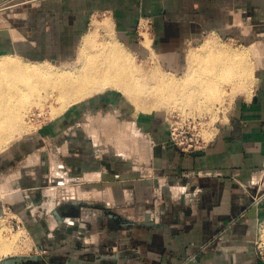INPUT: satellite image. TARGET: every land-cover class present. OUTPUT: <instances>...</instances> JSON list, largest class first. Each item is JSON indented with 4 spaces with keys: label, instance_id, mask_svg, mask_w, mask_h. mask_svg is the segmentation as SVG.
Instances as JSON below:
<instances>
[{
    "label": "crops",
    "instance_id": "crops-1",
    "mask_svg": "<svg viewBox=\"0 0 264 264\" xmlns=\"http://www.w3.org/2000/svg\"><path fill=\"white\" fill-rule=\"evenodd\" d=\"M34 12L27 29H0V58L73 61L95 16L122 44L180 76L206 45L222 49V58L243 53L229 47L241 44L262 47L263 55L248 90L221 112L213 142L197 154L171 145L160 120L128 118L114 94L14 140L0 154V183L8 182L0 218L11 212L33 239L48 243L36 244L49 258L36 264H264L253 249L264 200L253 206L257 187L249 188L261 180L264 189V0H43ZM147 22L151 51L137 34ZM209 75L220 86L228 81L219 69ZM95 140L107 141V150ZM45 182L48 191L60 190L52 212L44 210L45 199L52 202ZM105 211L126 218L128 227ZM147 216L155 226L142 225Z\"/></svg>",
    "mask_w": 264,
    "mask_h": 264
},
{
    "label": "rangeland",
    "instance_id": "rangeland-1",
    "mask_svg": "<svg viewBox=\"0 0 264 264\" xmlns=\"http://www.w3.org/2000/svg\"><path fill=\"white\" fill-rule=\"evenodd\" d=\"M42 1L43 0H1L0 2V29H3L6 34L8 32L9 34H13L15 32L14 31L15 29L18 30V27L27 29L28 20L35 13L34 12L35 9L38 8L40 4H42ZM104 20H105L104 17H99V16L93 17L90 22L91 23L90 29L87 32L89 34L93 30L95 31L96 29L99 28L98 39H97L98 43H103L107 36L106 31H105V22L107 21H104ZM147 23L141 25L139 30H137L138 31L137 34L139 36L140 41L141 39L142 41L147 39L144 46L148 47V49H150L151 51L153 50V46H151V43H149L150 42L149 40L151 37L149 33H151L150 32L151 30H149L148 28L151 25V22H147ZM251 34L252 33L247 34V35H251ZM114 40L118 43V47L124 50V53H126V55L130 54L128 55V57L132 60V62L136 66L137 71L138 72L140 71V73H138V76H139L138 82L142 80V82L140 83H143L147 85L148 87L149 86L152 87L156 84H160L162 80L169 81L173 83L174 85L178 86V90L173 95V97L171 99L169 98L164 99L161 96L160 97L161 99H158L159 97H155L154 93L151 92L149 94V92L146 90L145 91L146 94L145 92L144 93L142 92L140 94L141 97L139 96V98L141 99L140 103L145 108L143 110V109L138 108L137 107L138 104L131 101V99H129V97H126V95H124L123 93L117 91L114 88H108L104 90L103 92L92 94L91 96L83 99L77 104H73L71 106L68 105L69 106L68 107L66 104H63L60 101H58L55 98V96L53 97V94H51V91H49L48 93V91L46 90V87H42L38 85L35 92L30 94L27 100H24L21 102L22 113L23 114L25 113V116L21 113V116L23 115L25 118V120L24 118H22L24 121L21 119V122L25 124V121H26V124L28 125V127L26 126V124L25 126L27 128L25 126L19 125L20 126L19 130L20 128L25 127L24 129L25 131L22 128V130L20 131L21 133H19L18 135L15 134L14 136L12 135L10 140H8V142L6 143L5 147L2 150H0V154H2L14 140L19 139V138H24L28 134L35 132L39 128L44 127L45 125H48L52 121L54 122V120H57L60 117V115L64 114L68 109L75 110L78 107L82 106L85 102L95 97L105 96L108 94H114L115 102L118 105L117 109L124 108V107L127 108L126 110H128V115H129L128 118L130 117L132 118V120H135L136 118H139V117L140 118L141 117L155 118L156 120H160L162 124H164L165 127H167L165 120L168 114L174 113L176 111H180L183 114L188 115V116L189 115L212 116L214 118V121H217L220 118L221 112L227 109L228 105L234 100L238 92L242 90L244 91L248 90V86L250 85L252 77H253V72H255L256 68L261 62L259 60V57H256L254 55L256 50H254L253 47H250L249 45H245V44H241L237 46L230 45L229 47L231 48L233 47L236 48L238 46L240 47L238 51H241L243 53H240V52H235V53L239 54L241 58H243L242 62H246L248 65V68L251 69L252 72H250V74L247 75L244 72L241 73L239 69V74L237 76L233 75L234 77H232L231 75H229L227 77L228 81L226 82L223 80L221 86L219 85L220 81L217 80L219 81V83L217 85L215 84L216 87L212 88L210 86L209 89H206V92H202L200 91L202 87L201 86L202 79L210 78V80H214V79H211V76L209 75L210 73L206 74V72H203L202 70L201 72H203V74L202 76H200V73H198V71L196 70L193 73V75L192 74L186 75V76L176 75L171 69L166 67V65L163 64V62H161L159 59H156L154 55H151V54L146 55V56L140 55L138 54V52L122 44L116 36L114 37ZM80 49H81V46L78 49V54L75 60L70 61V62H63V61H57V60L56 61L49 60V61L33 62V61L24 60V59L22 60L25 61V63L27 64H38L43 69L50 70L53 73H58V72L64 73V72H71V71L77 72V71H80V69H82V63L79 60V50ZM262 56H260V58H262ZM220 61L217 60V62H220ZM230 61L231 59H229L227 63ZM198 67H199V64H198ZM243 77L244 79H242ZM238 84H240V87H239V90L236 91V88H237L236 86ZM226 89H228V91ZM151 100L153 101L154 104L152 103ZM25 101L26 102L31 101L32 104L29 107H26L27 105L24 104ZM77 116L78 114L75 115V117ZM117 121L120 122L119 119ZM134 132H135V135L138 134L136 131ZM148 139L150 140V138L147 137V140H146L147 142L149 141ZM94 143L97 145L98 148H101V150H107L106 148H108L107 141L95 140ZM23 159L24 158L22 157V160ZM7 183L5 182L0 183V186H1L0 194L1 193L3 194L4 192L6 193L7 188H8ZM41 187L43 188V194L47 193L48 192L47 189L50 188L49 183L47 182L42 183ZM59 193H60L59 189L54 191V194L56 197V198L54 197V200H53L54 208L57 206L58 199H60ZM45 201L48 202L47 205H50L52 203L50 200L48 201V199H45ZM41 215L42 213H37L36 219L38 220V222H41L43 224L44 219L39 218ZM92 230H95V229L92 228ZM0 236L3 239H5L7 242L9 241L10 243H12V245L14 244V251L6 256L0 254V261L3 259L17 257V256H37L38 254L36 252L35 246L36 244H38L39 240H40L39 243H41L40 244L41 246L45 247V245H48L47 242L40 239L41 235L38 236L39 238L36 237L35 238L36 240L33 239L32 236L28 233V230L25 227V223L19 222L18 219L17 220L14 219V216L11 212L3 215L0 218ZM44 238H46V236ZM87 242L90 244L91 239L87 238L86 243ZM205 249L206 248H202L203 251Z\"/></svg>",
    "mask_w": 264,
    "mask_h": 264
},
{
    "label": "bare ground",
    "instance_id": "bare-ground-1",
    "mask_svg": "<svg viewBox=\"0 0 264 264\" xmlns=\"http://www.w3.org/2000/svg\"><path fill=\"white\" fill-rule=\"evenodd\" d=\"M98 31L99 28L95 31L93 30L84 37L81 49L79 50V60L82 63V69L77 72L53 73L50 70L43 69L38 64H27L18 56L8 55L0 58V150L5 147L12 135L14 136L15 134L18 135L21 133L20 131L23 127L19 130V125L25 126L26 124V121L25 124L21 122V119L25 116V113H22L21 102L27 100L30 94L35 92L38 85L46 87L48 93L51 91L53 97L55 96L58 101L67 106L77 104L92 94L103 92L108 88H114L123 93L126 97H129L131 101L137 103L138 108L143 110L145 108L141 105L139 96L141 97L140 94L142 92L144 93L146 90L149 94L151 92L154 93L155 97H159L158 99H161V96L164 99H171L173 97L178 90V86L169 81L162 80L160 82L159 80L160 84H156L152 87L140 83L142 80L138 82V73H140V71H137L136 66L128 57L130 54L126 55L124 50L118 47V43L114 40L108 21L105 22L107 36L103 43L97 42ZM253 48L256 50L254 55L260 58V56H262V47L260 49L257 47L259 50L256 47ZM220 50L222 49L218 50L206 45L201 54L200 52L192 53L189 58L190 66L188 75L193 73L195 68H197V70L200 69V71L203 70L206 74L210 73V70L215 71V69H219L226 77L229 75L232 77H234L233 75L237 76L239 74V69L241 73L244 72L247 75L252 72V70L248 68L247 63L242 62L243 58H241L239 54L232 52V54L230 53L228 56L222 58L220 57ZM205 57H207V59H204ZM229 59H231V61L227 63ZM217 60L221 61L217 62ZM201 82L202 87L200 91L202 92H206V89H209L210 86L212 88L216 87L219 83V81L215 82L214 80H210V78L202 79ZM24 104L27 105L26 107H29L32 103L31 101H25ZM21 113L24 115H22L23 117ZM26 126L28 127L27 124ZM59 178L68 179L63 176ZM70 183L72 184V182ZM46 195L49 199L51 198L52 203L46 205L44 210L52 212L54 210V191L50 190ZM13 251L14 244L12 245V243L9 241L7 242L0 236V254L6 256Z\"/></svg>",
    "mask_w": 264,
    "mask_h": 264
},
{
    "label": "built area",
    "instance_id": "built-area-1",
    "mask_svg": "<svg viewBox=\"0 0 264 264\" xmlns=\"http://www.w3.org/2000/svg\"><path fill=\"white\" fill-rule=\"evenodd\" d=\"M169 143L184 154L194 155L208 149L214 140V130L217 128L212 116L185 115L180 111L168 114L166 118ZM261 180L253 181L250 189L257 187L252 196V205L259 206L264 200V189L261 190ZM257 235L253 241V249L259 261L264 263V219H257Z\"/></svg>",
    "mask_w": 264,
    "mask_h": 264
},
{
    "label": "water",
    "instance_id": "water-1",
    "mask_svg": "<svg viewBox=\"0 0 264 264\" xmlns=\"http://www.w3.org/2000/svg\"><path fill=\"white\" fill-rule=\"evenodd\" d=\"M54 216H56L58 219L60 218L59 216V211L55 210L53 212ZM103 216H106L110 219H114L120 223H122L125 227H128V220L124 218L123 216L119 215L118 213L114 212H109L105 211L103 212ZM146 226H155V223L150 221V216H147L146 218V223L142 224ZM44 261H49V258L44 257V256H17V257H12V258H7L3 259L0 261V264H36L38 262H44Z\"/></svg>",
    "mask_w": 264,
    "mask_h": 264
}]
</instances>
